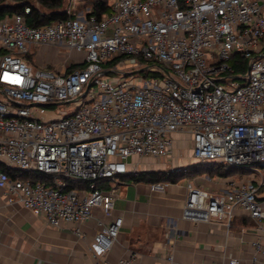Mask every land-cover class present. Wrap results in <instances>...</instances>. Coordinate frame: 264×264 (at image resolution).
I'll return each mask as SVG.
<instances>
[{
	"label": "built area",
	"instance_id": "built-area-1",
	"mask_svg": "<svg viewBox=\"0 0 264 264\" xmlns=\"http://www.w3.org/2000/svg\"><path fill=\"white\" fill-rule=\"evenodd\" d=\"M109 6L101 18L41 27L20 14L0 20V162L47 178L13 179L0 171L5 201L55 228L101 211L110 219L89 250L95 264H112L108 254L124 225L113 215L117 177L149 159L166 171H186L173 138L185 133L190 158L244 172L219 193L187 182L183 219L227 231L237 217L250 219V264H264V0H109ZM33 47L54 48L63 59L34 66L27 59ZM237 55L248 62L244 74L235 72ZM73 64L84 67L69 72ZM141 69L160 76L135 72ZM117 72L120 78H107ZM63 104L75 111L51 110ZM169 185L150 187L163 193ZM134 262L132 256L118 264Z\"/></svg>",
	"mask_w": 264,
	"mask_h": 264
},
{
	"label": "crops",
	"instance_id": "crops-1",
	"mask_svg": "<svg viewBox=\"0 0 264 264\" xmlns=\"http://www.w3.org/2000/svg\"><path fill=\"white\" fill-rule=\"evenodd\" d=\"M84 4L85 1L77 4V0H72L69 11L76 13V17L84 16L80 10ZM51 49L33 47L27 59L37 67L59 65V59L46 55ZM180 136L174 133V142ZM178 144L175 143V148ZM149 170L164 169H136L137 172ZM183 179L170 183L163 193L153 192L150 183H119L120 194L113 215L123 217L124 225L108 254L112 264L132 256L135 264H224L229 258L251 263L255 232L250 219L237 217L227 231L223 225L182 217L187 182L219 193L236 178L209 174L195 175L182 182ZM109 219L97 210L88 222L51 227L31 211L8 205L0 189V264H95L89 248L103 226L101 222L105 224ZM76 229L85 235L84 239L76 235ZM171 256L173 261L169 260Z\"/></svg>",
	"mask_w": 264,
	"mask_h": 264
},
{
	"label": "trees",
	"instance_id": "trees-1",
	"mask_svg": "<svg viewBox=\"0 0 264 264\" xmlns=\"http://www.w3.org/2000/svg\"><path fill=\"white\" fill-rule=\"evenodd\" d=\"M90 3L89 10L85 13V16L89 17L95 15L98 18L103 17L111 13V8L109 6V0H86ZM30 8V12L26 13L25 9ZM69 6L66 7V0H0V20L5 17L13 16L15 14L22 15L26 23L32 27H41L51 24L57 20L76 18V13L68 12ZM123 57H118L114 60L107 62V67H112L117 65ZM234 68L235 72L239 74H244L247 70V60L240 57H234ZM232 70H233V59ZM84 65L73 64L68 68L69 72L73 70L83 68ZM145 77H157L160 76L159 72L151 73L144 72ZM186 171L174 170H149V171H139L128 173L126 175H120L117 177L119 180H124L130 178L132 182L139 183H156V182H168L175 184L179 182L184 177L190 175L200 174L202 171L206 170L210 175L218 174L219 176H228L234 172H244L240 169L228 168L226 169L224 165L214 162H200L192 164L186 167ZM0 171L6 172L13 179H29L33 178L39 181H45L46 177L40 174H31L29 172L21 171L12 167H8L4 163L0 162ZM113 185L112 181L107 182L106 188H111Z\"/></svg>",
	"mask_w": 264,
	"mask_h": 264
},
{
	"label": "rangeland",
	"instance_id": "rangeland-1",
	"mask_svg": "<svg viewBox=\"0 0 264 264\" xmlns=\"http://www.w3.org/2000/svg\"><path fill=\"white\" fill-rule=\"evenodd\" d=\"M72 0H66V7H68L69 5H70V2H71ZM83 1H86V0H77V4H80V3H82ZM89 1V0H88ZM89 6H90V3L89 2H86V4H84L81 8H80V10H82L83 11V13L85 14L88 10H89ZM83 14V15H84ZM51 51V52H50ZM50 51H48V52H46V55H52L53 57H55L57 60L59 59H63V57H60V56H56V54H57V52H56V49H54V48H52ZM75 58H77V60L78 61H80L81 60V55H76V54H74L73 55ZM127 68H130V66H128ZM122 76V74L120 73V72H117V73H113V74H111V75H109L107 78L108 79H118V78H120ZM138 79H140L141 78V75H139V74H136L135 75ZM104 78H106V76L104 77ZM2 97H1V95H0V99H1ZM75 107H74V104H63V105H55L54 106V108L53 109H51V110H53V111H55L56 112V114L57 115H61V114H64V113H66V114H72L74 111H75V109H74ZM50 116H52V115H50ZM187 131V130H186ZM181 134V136H180V138H179V141H175V143H179L178 144V148H175L176 149V151L178 152V154H179V156H182V157H184V158H181L180 159V165L182 166V165H186V166H190V165H192V164H196V163H200V161H198L197 159H194V158H190V155H191V153H192V151H191V144H190V138H189V135L188 134H185V133H180ZM161 161V162H164V160H165V157H162V158H160V159H157V161ZM156 161V160H155ZM155 161H153V160H151V159H149V160H146L145 161V163H146V165L144 166V167H146L147 169H149V168H157V167H160V166H158V165H155ZM185 166V167H186ZM144 167H142L143 169H145V170H147L146 168H144ZM139 169H141V167L140 166H138L137 167V170H139ZM132 170H133V168H132ZM190 174H193V173H189V175L188 176H186V177H184V179H183V181L182 182H184V181H188V180H190L189 179V177L190 178H193L195 175H190ZM196 175H201V176H205V177H207V176H209V173H208V171H206V170H204V171H202L200 174H196ZM230 175H232V176H234V178H241V177H243V174L241 173V172H235L234 174H230ZM132 182V180L130 179V178H127V179H125V181H120L119 179H117L116 180V183H126V184H131V182ZM181 182V183H182ZM120 185V184H119ZM121 186V185H120ZM120 194V189L118 190V193H117V196Z\"/></svg>",
	"mask_w": 264,
	"mask_h": 264
},
{
	"label": "water",
	"instance_id": "water-1",
	"mask_svg": "<svg viewBox=\"0 0 264 264\" xmlns=\"http://www.w3.org/2000/svg\"><path fill=\"white\" fill-rule=\"evenodd\" d=\"M144 71H145V69H141V70H139V71H135V72L142 73V72H144Z\"/></svg>",
	"mask_w": 264,
	"mask_h": 264
}]
</instances>
